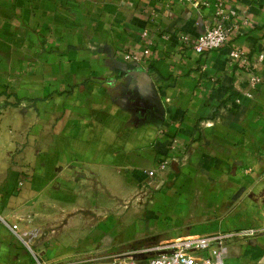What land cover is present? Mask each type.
<instances>
[{
	"label": "crops",
	"instance_id": "1",
	"mask_svg": "<svg viewBox=\"0 0 264 264\" xmlns=\"http://www.w3.org/2000/svg\"><path fill=\"white\" fill-rule=\"evenodd\" d=\"M208 1L0 0V215L40 229L43 260L147 264L154 245L250 227L225 263L264 264V61L248 98L229 56L264 51V0H224L230 42L198 54L178 36L212 22ZM173 139L185 161L141 204ZM0 264H34L1 221Z\"/></svg>",
	"mask_w": 264,
	"mask_h": 264
},
{
	"label": "built area",
	"instance_id": "2",
	"mask_svg": "<svg viewBox=\"0 0 264 264\" xmlns=\"http://www.w3.org/2000/svg\"><path fill=\"white\" fill-rule=\"evenodd\" d=\"M188 1L192 0H176ZM209 4L208 0H201V5ZM224 0H215L216 11L212 22L204 31L196 36L187 34L178 36V44L195 53L202 54L207 51L219 49L227 46L230 42L231 25L228 22V15L224 12ZM142 36H147V31L142 32ZM229 56L234 60L235 65L247 74V86L242 90V94L248 98L253 97V90L261 82L258 72V64L264 61V51H260L249 59L243 49L231 48ZM123 59L140 63L142 56L139 53H123ZM237 103L238 100H235ZM182 146L176 139L170 142L167 152L160 155L154 162L152 168L146 170L148 179L140 186L138 196L149 198L153 191L161 188L164 183V175L173 163L183 164L184 155L181 153ZM141 197L138 201L141 200ZM141 203V201H140ZM19 218L15 222H10L0 215V221L5 223L11 232L19 239L22 245L30 252L34 259V264H53L43 260L36 246L41 240L42 232L36 226H31L24 219L23 225ZM260 230L256 228H239L225 231H216L204 235L188 236L173 241L163 242L141 251L148 253L147 264H225L223 250L226 244L239 239H248L255 236ZM109 264H139L138 259L133 254H128L113 259Z\"/></svg>",
	"mask_w": 264,
	"mask_h": 264
},
{
	"label": "rangeland",
	"instance_id": "3",
	"mask_svg": "<svg viewBox=\"0 0 264 264\" xmlns=\"http://www.w3.org/2000/svg\"><path fill=\"white\" fill-rule=\"evenodd\" d=\"M150 198V197H149ZM149 198H146L144 196L141 197V204H144ZM141 264H142V261H141ZM226 264V263H225Z\"/></svg>",
	"mask_w": 264,
	"mask_h": 264
}]
</instances>
